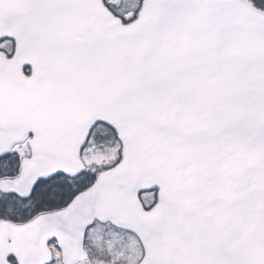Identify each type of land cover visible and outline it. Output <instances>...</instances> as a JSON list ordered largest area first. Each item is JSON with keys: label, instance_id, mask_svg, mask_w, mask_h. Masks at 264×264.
I'll return each mask as SVG.
<instances>
[{"label": "snow or ice", "instance_id": "6c2138e0", "mask_svg": "<svg viewBox=\"0 0 264 264\" xmlns=\"http://www.w3.org/2000/svg\"><path fill=\"white\" fill-rule=\"evenodd\" d=\"M0 264H264V0H0Z\"/></svg>", "mask_w": 264, "mask_h": 264}]
</instances>
